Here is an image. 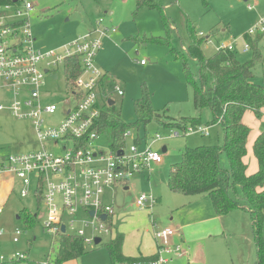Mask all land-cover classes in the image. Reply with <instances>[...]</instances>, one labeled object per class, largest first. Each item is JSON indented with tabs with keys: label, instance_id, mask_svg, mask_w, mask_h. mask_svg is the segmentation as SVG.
Wrapping results in <instances>:
<instances>
[{
	"label": "rangeland",
	"instance_id": "374dc122",
	"mask_svg": "<svg viewBox=\"0 0 264 264\" xmlns=\"http://www.w3.org/2000/svg\"><path fill=\"white\" fill-rule=\"evenodd\" d=\"M22 1L35 7L29 13L28 22L36 40L35 48L40 51L57 48L97 29L100 20H104L105 28L116 29L115 33L103 39L96 66L102 72L113 74L115 80L111 81L107 94L115 101V107L125 123L137 121L135 102L146 95L156 113L173 119H196L208 129V135H184L181 130L163 127L152 121L131 130L127 147L139 140L141 152L151 147L161 154L163 160L161 165L152 164L149 170L133 174L127 186L108 189L105 193L104 201L115 210V216L120 219L117 224L122 222L125 225L124 233L129 238L128 242H132V247L138 245L140 235L144 234V238H147L145 243L152 239V233H145L148 226L157 232L169 227L173 229L171 226L174 223V229L178 231L180 221L187 222L186 217L193 211L200 212L202 219L217 216L209 196L198 197L189 203L191 197L173 193L167 186L170 170L181 161L183 150L223 146L225 141L221 125H211L212 112L209 109L201 112L195 109L194 86L184 72L182 56L198 84L196 59L188 54L194 33L201 40V49L207 58L215 55L221 46H232L241 62L251 60L252 52L245 51L247 44L243 36L264 19V0H210L209 4L204 0H157L158 6L154 9H139L137 0ZM259 47L263 60L255 65L253 80L257 85L264 86V38ZM63 73L61 67L57 70V80H53L51 75L46 76L41 91L44 104L59 106L56 115L45 116L49 126H57L65 118L63 101L68 90ZM118 86L125 92L123 97L115 92ZM262 119H258L250 110L245 113L244 122L250 128L249 141L264 128ZM173 132H179L181 136L170 137ZM157 135L163 140L152 143ZM94 144L100 151L109 153L110 140L106 135L98 138ZM164 147H167V153L163 152ZM39 149L41 146L29 120L16 119L8 111L0 112L1 153L25 154ZM248 152L246 159L250 161L253 158L251 147ZM223 165L228 167L226 156L223 157ZM8 178L12 179L10 176ZM14 180V190L10 193L3 195L0 187L4 204L0 218V228L4 231L0 260L9 262L15 254L20 253L26 254L34 263L50 264L55 259L60 237L48 234L43 229L46 213L43 202L33 194L22 198L21 183ZM32 189L34 192V186ZM142 194H152L162 201L153 209L139 208L136 203ZM35 215L37 218L29 221L28 216ZM123 215H127V219ZM222 220L224 232L216 231L211 222L187 232L189 236L194 235L195 240L207 239L203 241L208 252L205 259L197 255L190 262L187 257L172 255L168 264H256L258 250L250 213L232 211ZM189 221L198 223L199 216ZM77 228L84 230L86 236L92 235V230L83 225L78 224ZM16 229L24 233L19 244L13 243ZM262 234L264 237V225ZM98 237L102 240L101 244L85 243V254L69 264H112L106 247L112 241V236L99 234ZM177 238L178 235L174 236L175 243L182 244Z\"/></svg>",
	"mask_w": 264,
	"mask_h": 264
},
{
	"label": "built area",
	"instance_id": "2783aa9c",
	"mask_svg": "<svg viewBox=\"0 0 264 264\" xmlns=\"http://www.w3.org/2000/svg\"><path fill=\"white\" fill-rule=\"evenodd\" d=\"M34 10L35 7L26 1L0 4V112L8 111L16 119L29 120L41 146L25 154L0 152V182L11 175L21 183L22 198L33 194L41 199L46 212L43 229L48 234L76 235L84 243L93 245L99 234L112 236L114 233L109 224H115L116 216L113 207L104 201L107 190L127 184L133 174L149 170L152 164H161L162 156L151 147L141 152L135 143L118 152L109 150L108 154L94 144L101 137L98 131L101 110L111 99L109 94L102 93L104 74L96 66V57L103 39L116 29L105 28L104 20H100L97 29L59 48L40 51L35 48L36 40L28 22L29 13ZM258 33H264V19L249 35ZM220 49L234 50L232 46ZM74 57L80 59L82 72L74 87H67L68 95L63 101L65 118L59 125L49 126L45 116L56 115L59 106L44 104L41 100L45 78L51 75L54 80L57 70L63 67L64 72L66 62ZM115 92L120 97L125 93L119 86ZM182 131L184 135H208L204 127H188ZM131 134L132 131H127L124 136L128 139ZM180 136L179 132H173L170 137ZM160 140L163 138L157 135L152 143ZM156 203L152 194H142L136 204L139 208H153ZM2 213L0 204V218ZM102 216H106L105 221ZM78 224L91 229L92 235L86 236L84 230L77 228ZM176 233L171 228L155 232L159 242L157 258L135 264H168L167 255L183 257L181 245L171 243ZM23 234L16 229L13 243H20ZM3 236L0 228V240ZM27 259L26 254L17 253L9 262Z\"/></svg>",
	"mask_w": 264,
	"mask_h": 264
},
{
	"label": "trees",
	"instance_id": "16d2710c",
	"mask_svg": "<svg viewBox=\"0 0 264 264\" xmlns=\"http://www.w3.org/2000/svg\"><path fill=\"white\" fill-rule=\"evenodd\" d=\"M22 0H0V4H19ZM99 1V0H96ZM139 9L157 8V0H137ZM209 4L210 0H204ZM264 33L255 36L245 34V43L252 52V59L241 62L237 54L228 49H219L215 55L207 58L201 47L202 42L195 33L189 48V53L196 59L197 78L184 60V72L189 82L194 86V105L199 112L209 109L212 112L211 125L218 123L224 131L223 146H201L187 148L181 153V161L170 170L167 186L173 193L196 198L209 196L218 216H225L232 211L243 208L250 213L255 244L258 250L256 264H264V128L256 139L253 147L258 163V171L248 174V165L244 159L247 156V143L250 128L244 123L247 111H252L258 119L264 116V86L254 82V67L263 60L259 47ZM82 72L80 59L74 57L66 62L64 76L66 86L73 88ZM195 82H194V81ZM105 87L110 84L109 73L101 80ZM109 104V103H108ZM137 121L127 124L121 113L114 106H105L101 110L98 131L100 136L110 140V150L118 152L127 145L125 133L156 122L158 125L185 130L188 127H202L196 119H173L153 111L146 95L135 102ZM139 140L135 141L138 145ZM226 156L228 167L223 165ZM129 182H127L128 184ZM126 184V185H127ZM41 201V199H40ZM113 216V215H112ZM29 221L37 218L28 216ZM114 228L115 224H109ZM115 234V235H114ZM112 241L106 244L112 264H135L154 260L144 258H127L123 255L124 236L112 234ZM102 243V242H101ZM85 254V243L76 235H62L55 259L50 264H66L73 262ZM22 262H1L0 264H38L30 259Z\"/></svg>",
	"mask_w": 264,
	"mask_h": 264
},
{
	"label": "crops",
	"instance_id": "0c3cea01",
	"mask_svg": "<svg viewBox=\"0 0 264 264\" xmlns=\"http://www.w3.org/2000/svg\"><path fill=\"white\" fill-rule=\"evenodd\" d=\"M264 38V37H263ZM263 40V39H262ZM262 42V41H261ZM64 45V44H63ZM62 46V45H61ZM59 46V47H61ZM57 47V48H59ZM56 49V48H54ZM52 50V49H51ZM106 73H109V78H110V83L111 81H114V77H113V74H111L109 71H106L104 72L103 71V74L105 76ZM104 79V77H103ZM110 85V84H109ZM109 85L108 87H105L103 85V83L101 82V86H102V93H105L107 94V91H108V88H109ZM125 94V93H124ZM111 98V97H110ZM112 99H110L111 101ZM113 101V100H112ZM115 102V101H114ZM116 104V103H115ZM263 119H264V116H263ZM262 119V120H263ZM244 121V120H243ZM245 123V122H244ZM247 125V124H246ZM262 131V130H261ZM260 132L256 133V137L253 136L250 141L248 140V143H247V150L249 149V147L252 148V152H253V147H254V143L256 141V139L258 138V136L260 135ZM249 139V138H248ZM166 148V151L164 153H167V147H164ZM163 148V149H164ZM249 152H247V155H248ZM247 157V156H246ZM245 163L248 165V174H254L258 171V163H257V160L254 156V152H253V158H250V161H247V159L245 158L244 159ZM163 162V160H162ZM162 164V163H161ZM161 164H157V165H161ZM8 176L12 177V179L8 178ZM15 178L11 175H7L5 176L2 181L0 182V187H1V190L3 192V195H6L7 193H10L11 191L14 190V180ZM129 184V183H128ZM127 184V185H128ZM126 184L124 186H127ZM118 187V186H117ZM116 188V187H115ZM188 199V198H187ZM198 199V197L196 198H189V203L190 202H194ZM157 200V203L155 205H157L158 203H160L162 201L161 198H156ZM0 204H2V206H4L3 204V200L0 196ZM153 209V208H152ZM114 210V209H113ZM234 211H243L244 213H248V211L246 209H243V208H238ZM114 213L116 215V212L114 210ZM144 214V213H143ZM200 212H196V211H193L191 213L188 214V216L186 217V220H188L187 222H181L180 221V227L178 229V231L176 230V235H178V238L180 240V242H182V244H177L175 243V240H174V237L171 239V243L173 245H181V247L183 248V251H184V255L183 257H187L190 259V262L195 260L197 255H200L202 257V259H205L207 257V251L205 250V246L203 244V241H206L207 239H200L201 241L199 240H195L193 237L194 235H187V232L190 231L193 227H196V226H199V225H204V224H207V223H213L214 224V229L218 232H220L222 230V232H224V227L222 226V218L223 216H210L209 218H203L199 215ZM199 216V222L198 223H193L189 220L193 219L194 216ZM123 217L125 219H127V215H123ZM118 219V220H117ZM209 219V220H207ZM121 220L124 222V219L121 218ZM120 219L117 218V216L115 217V231L114 233H119V234H122L124 236V239H123V246H122V251H123V255L127 258H144V259H152V258H157L158 256V246H159V242L156 240V237H155V231L153 228H149L146 227L147 229L145 230V233L146 234H151L152 233V236H151V240L148 239L149 242H146L145 243V240L147 238H144V234L143 235H140L139 238H138V245L135 246V247H132V242H128L129 238L126 237V234L124 233V227L125 225L122 224H117V222H119ZM174 225V223H172ZM171 226V227H174L176 228V226ZM151 226V225H150ZM167 228V227H166ZM170 228V227H169ZM173 228V229H174ZM212 229V230H214ZM179 233V234H178ZM115 235V234H114ZM150 236V235H149ZM4 237V236H3ZM2 237V238H3ZM177 238V239H178ZM210 238V237H209ZM1 241L2 239L0 240V244H1ZM102 242V241H101ZM19 244V243H18ZM101 244V243H100ZM98 246V245H97ZM0 254H1V249H0ZM169 256L171 255H167L166 257L168 258L169 260ZM182 257V258H183ZM29 258V257H28ZM71 263V262H69ZM69 263H66V264H69Z\"/></svg>",
	"mask_w": 264,
	"mask_h": 264
},
{
	"label": "water",
	"instance_id": "95a60500",
	"mask_svg": "<svg viewBox=\"0 0 264 264\" xmlns=\"http://www.w3.org/2000/svg\"><path fill=\"white\" fill-rule=\"evenodd\" d=\"M58 76H54V80L57 79ZM115 105V102L114 101H109V106H114ZM166 151V148L163 149V152ZM119 155H122V152H119ZM92 216H94V212L91 213ZM102 220L105 221L106 220V216H102ZM62 232L64 233L65 232V227L63 226L62 227ZM101 239L100 238H97L96 241H95V244L96 245H99L101 243Z\"/></svg>",
	"mask_w": 264,
	"mask_h": 264
}]
</instances>
